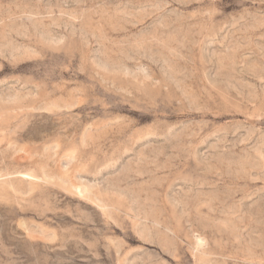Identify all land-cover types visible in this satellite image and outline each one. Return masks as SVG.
I'll return each mask as SVG.
<instances>
[{"label": "rangeland", "instance_id": "rangeland-1", "mask_svg": "<svg viewBox=\"0 0 264 264\" xmlns=\"http://www.w3.org/2000/svg\"><path fill=\"white\" fill-rule=\"evenodd\" d=\"M0 264H264V0H0Z\"/></svg>", "mask_w": 264, "mask_h": 264}]
</instances>
